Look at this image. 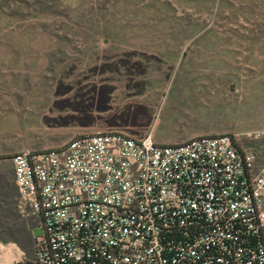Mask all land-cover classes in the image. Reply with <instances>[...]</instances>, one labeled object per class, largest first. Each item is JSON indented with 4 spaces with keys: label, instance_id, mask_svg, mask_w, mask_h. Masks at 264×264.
I'll list each match as a JSON object with an SVG mask.
<instances>
[{
    "label": "rangeland",
    "instance_id": "374dc122",
    "mask_svg": "<svg viewBox=\"0 0 264 264\" xmlns=\"http://www.w3.org/2000/svg\"><path fill=\"white\" fill-rule=\"evenodd\" d=\"M110 132L229 135L263 167L264 0H0V246L24 254L0 264L42 233L12 157Z\"/></svg>",
    "mask_w": 264,
    "mask_h": 264
},
{
    "label": "built area",
    "instance_id": "2783aa9c",
    "mask_svg": "<svg viewBox=\"0 0 264 264\" xmlns=\"http://www.w3.org/2000/svg\"><path fill=\"white\" fill-rule=\"evenodd\" d=\"M11 160L42 231L30 264H264V166L232 136L95 133Z\"/></svg>",
    "mask_w": 264,
    "mask_h": 264
},
{
    "label": "bare ground",
    "instance_id": "6f19581e",
    "mask_svg": "<svg viewBox=\"0 0 264 264\" xmlns=\"http://www.w3.org/2000/svg\"><path fill=\"white\" fill-rule=\"evenodd\" d=\"M0 255L4 257L7 262H12L13 260L19 259L20 253L17 251V249H15V247H9L7 249H4L0 246Z\"/></svg>",
    "mask_w": 264,
    "mask_h": 264
},
{
    "label": "trees",
    "instance_id": "16d2710c",
    "mask_svg": "<svg viewBox=\"0 0 264 264\" xmlns=\"http://www.w3.org/2000/svg\"><path fill=\"white\" fill-rule=\"evenodd\" d=\"M15 186V185H14ZM16 188V187H15ZM16 191H17V189H16ZM13 191H12V194H10V204L9 205H11V206H13ZM7 197V196H6ZM17 199V198H16ZM7 201V200H6ZM15 204H16V201H15ZM16 208H17V205H16Z\"/></svg>",
    "mask_w": 264,
    "mask_h": 264
},
{
    "label": "crops",
    "instance_id": "0c3cea01",
    "mask_svg": "<svg viewBox=\"0 0 264 264\" xmlns=\"http://www.w3.org/2000/svg\"><path fill=\"white\" fill-rule=\"evenodd\" d=\"M254 154H255V153H254ZM257 160L259 161V157H257V155H256V161H257ZM258 165H259V162H258V163L256 162V166H257V168L259 167Z\"/></svg>",
    "mask_w": 264,
    "mask_h": 264
}]
</instances>
